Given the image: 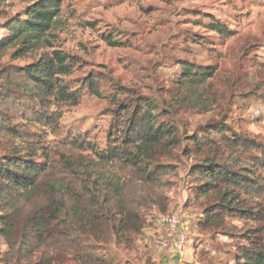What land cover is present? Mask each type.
I'll return each mask as SVG.
<instances>
[{
	"label": "trees",
	"instance_id": "obj_1",
	"mask_svg": "<svg viewBox=\"0 0 264 264\" xmlns=\"http://www.w3.org/2000/svg\"><path fill=\"white\" fill-rule=\"evenodd\" d=\"M63 1L41 0L29 8L25 22H16L0 42V52L11 41H37ZM209 20V31L229 36L228 28ZM73 65L57 51L23 68L0 69V238L6 246L0 264H122L109 246L131 249L146 218L170 214L164 191L176 173L170 161L180 142L175 115L207 114L216 104V68L179 62L170 104L147 98L120 103L112 111L107 147L99 149L77 128L60 133L66 108L87 94L102 97L94 78L76 90L59 79ZM245 95L241 101L258 93L254 88ZM36 124L56 140L41 142ZM15 142L25 146L24 154ZM186 147L196 159L187 176L196 198L207 200L196 226L233 241L228 264H264V144L221 124L187 137ZM195 244L196 264H217Z\"/></svg>",
	"mask_w": 264,
	"mask_h": 264
},
{
	"label": "rangeland",
	"instance_id": "obj_2",
	"mask_svg": "<svg viewBox=\"0 0 264 264\" xmlns=\"http://www.w3.org/2000/svg\"><path fill=\"white\" fill-rule=\"evenodd\" d=\"M40 1L0 0V42L10 37L16 22H25V13ZM58 15L37 41H11L0 52V69L23 68L57 51L71 57L72 71L59 79L76 90L87 78H94L102 97L87 94L79 105L66 108L59 121L60 133L77 128L91 134L99 149L107 147L112 111L120 103L147 98L161 106L170 104L176 92L179 62L216 68L212 80L214 108L207 114L182 110L175 115L180 142L172 150L170 161L176 173L164 191L168 216L182 221L191 242L180 256L175 252L176 240L160 247L158 242L166 238L167 230L158 216L146 218L131 249L109 246V251L115 252L122 264H196L192 257L196 239L194 248L211 254L217 264H228L233 241L211 236L196 226L207 200L196 198V189L187 176L196 159L185 150L187 137L221 124L264 144V0H66L60 4ZM209 16L228 28L229 36L209 31L205 27ZM254 88L258 95L241 101L240 95L246 98ZM35 129L40 130L38 138L46 145L56 140L41 124ZM14 144L22 154L27 150L18 142ZM157 154L159 159L166 158L160 150ZM5 250L0 238V252ZM210 250L219 253L213 255Z\"/></svg>",
	"mask_w": 264,
	"mask_h": 264
},
{
	"label": "built area",
	"instance_id": "obj_3",
	"mask_svg": "<svg viewBox=\"0 0 264 264\" xmlns=\"http://www.w3.org/2000/svg\"><path fill=\"white\" fill-rule=\"evenodd\" d=\"M160 223L165 226L167 230V236L164 240L158 242L159 246L164 248L170 245V240H176L174 243L175 252L177 256L182 255L183 248L191 242L185 236V231L187 227L182 225V221L174 216H163L160 219Z\"/></svg>",
	"mask_w": 264,
	"mask_h": 264
},
{
	"label": "crops",
	"instance_id": "obj_4",
	"mask_svg": "<svg viewBox=\"0 0 264 264\" xmlns=\"http://www.w3.org/2000/svg\"><path fill=\"white\" fill-rule=\"evenodd\" d=\"M174 256H172L171 258H173ZM167 264H172V263H170V262H168Z\"/></svg>",
	"mask_w": 264,
	"mask_h": 264
}]
</instances>
